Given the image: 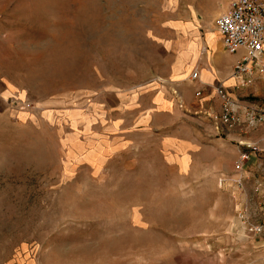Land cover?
<instances>
[{
    "label": "rangeland",
    "instance_id": "obj_1",
    "mask_svg": "<svg viewBox=\"0 0 264 264\" xmlns=\"http://www.w3.org/2000/svg\"><path fill=\"white\" fill-rule=\"evenodd\" d=\"M229 2L0 0V264H264L236 212L264 176L235 192L203 94L133 124L155 94L181 96L173 68ZM172 134L199 144L182 170L160 151Z\"/></svg>",
    "mask_w": 264,
    "mask_h": 264
},
{
    "label": "crops",
    "instance_id": "obj_2",
    "mask_svg": "<svg viewBox=\"0 0 264 264\" xmlns=\"http://www.w3.org/2000/svg\"><path fill=\"white\" fill-rule=\"evenodd\" d=\"M223 8L224 6L221 7L219 12H216L217 16L225 13L228 6H226V10ZM211 30L212 29H208L198 41H193L196 53L194 56H191L190 61L186 62L188 66L183 65V67L179 69V65H177L173 68V75L177 72L175 77L178 78V81L175 82H180V80H183V77L187 79L184 81V88H180V90L183 91L181 96L178 95L176 91H172V94H162L161 92L155 94L154 98L150 99L149 105L145 107L137 106L139 109L137 108V111H135L133 124L135 125L140 118L148 120L151 115L167 114L180 117V109L183 108L185 103L187 105L190 102V95L187 92V88L193 85L198 89L195 92V96H197L198 91H200V96L203 94L198 109L199 112L207 115L211 123V134H214L215 131L216 134L219 133L225 136L213 140L212 145L214 148L212 151L214 152L215 147L222 146L225 152L232 153L233 156L235 155V161L239 152L242 150V147L238 145L239 142L257 144L261 148L262 153L257 157H250L246 164V170L251 175L257 174L259 176H264V130L259 129L254 132H242L237 128L228 129L222 126L217 120L221 111L220 101L213 92L214 86L222 85L226 92L234 99L246 100L248 98H245V96L251 95L257 99L254 101L264 104V75L259 72L260 68L264 66V56L258 61L257 65L259 66L250 77V85H243L241 84V79L234 78L232 75L233 65L243 56V51L239 50L234 54L227 53L223 48L221 37L218 33L213 34ZM189 43L187 45H189ZM201 45L205 53L200 56L198 51ZM187 55H190V53ZM194 70L198 72V79L193 83L189 81L188 78ZM174 80L175 78H172L171 82ZM197 83L198 85L196 86ZM164 129H168V127ZM232 140L238 143L237 145L239 148L235 147V149H233L230 147V142ZM160 151L174 156L175 158L171 160L172 163L182 170L192 164L194 156L200 151V148L197 141L195 142L190 138H183L172 134L167 135L166 138H161Z\"/></svg>",
    "mask_w": 264,
    "mask_h": 264
},
{
    "label": "built area",
    "instance_id": "obj_3",
    "mask_svg": "<svg viewBox=\"0 0 264 264\" xmlns=\"http://www.w3.org/2000/svg\"><path fill=\"white\" fill-rule=\"evenodd\" d=\"M214 27L222 39L224 50L234 54L239 50L243 56L233 65L232 75L241 79V84L250 85L251 75L264 56V4L261 0H230L228 9L214 21ZM264 75V66L259 71ZM192 80L198 79L194 70L190 75ZM220 101L221 111L218 122L228 129H239L242 132L264 130V104L250 99H234L222 85L213 87ZM200 91L197 92V96ZM242 150L239 152L232 167L238 177L235 178V192L244 191V181L248 174L246 164L250 157L262 153L257 144L239 142ZM237 217L246 234L257 237L264 234V181H252L250 204L242 200L236 207Z\"/></svg>",
    "mask_w": 264,
    "mask_h": 264
},
{
    "label": "bare ground",
    "instance_id": "obj_4",
    "mask_svg": "<svg viewBox=\"0 0 264 264\" xmlns=\"http://www.w3.org/2000/svg\"><path fill=\"white\" fill-rule=\"evenodd\" d=\"M218 33V32H217Z\"/></svg>",
    "mask_w": 264,
    "mask_h": 264
}]
</instances>
